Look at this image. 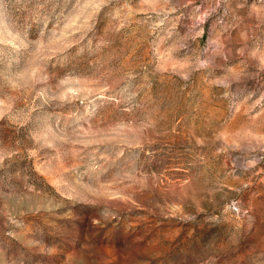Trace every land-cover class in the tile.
<instances>
[{"label":"rangeland","instance_id":"374dc122","mask_svg":"<svg viewBox=\"0 0 264 264\" xmlns=\"http://www.w3.org/2000/svg\"><path fill=\"white\" fill-rule=\"evenodd\" d=\"M0 264H264V0H0Z\"/></svg>","mask_w":264,"mask_h":264}]
</instances>
